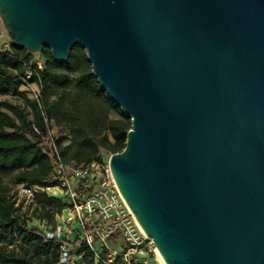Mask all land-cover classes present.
Here are the masks:
<instances>
[{"label": "water", "instance_id": "water-1", "mask_svg": "<svg viewBox=\"0 0 264 264\" xmlns=\"http://www.w3.org/2000/svg\"><path fill=\"white\" fill-rule=\"evenodd\" d=\"M9 43L84 49L131 120L113 180L164 264H264V0H0Z\"/></svg>", "mask_w": 264, "mask_h": 264}, {"label": "trees", "instance_id": "trees-1", "mask_svg": "<svg viewBox=\"0 0 264 264\" xmlns=\"http://www.w3.org/2000/svg\"><path fill=\"white\" fill-rule=\"evenodd\" d=\"M40 54L41 69L36 61L30 62L31 55L24 50L10 45L8 51H0V97L15 100L14 104L0 103V264H58L60 252L59 243L45 242L28 227L3 175H12L19 185L48 188L52 144L64 163L88 164L103 160L101 151L110 155L121 152L131 128L130 118L100 89L82 47L75 46L63 62L54 61L47 48ZM23 82L39 87L37 100L23 89ZM111 112L117 116L111 118ZM50 122H64L66 133L50 137ZM35 201L43 208L37 219L48 224L65 208L61 200L46 192H39ZM77 253H83L84 264H93L87 247L81 246Z\"/></svg>", "mask_w": 264, "mask_h": 264}, {"label": "built area", "instance_id": "built-area-1", "mask_svg": "<svg viewBox=\"0 0 264 264\" xmlns=\"http://www.w3.org/2000/svg\"><path fill=\"white\" fill-rule=\"evenodd\" d=\"M36 64L41 69V63ZM29 77L30 73H27L26 78ZM23 83V89L37 100L39 87ZM33 127L41 140L46 141L39 129ZM49 136L53 137L51 129ZM46 151L43 148V152ZM48 156L52 171L46 181L50 186L21 185L18 196L25 203H33L39 192H46L65 204L62 212L55 216L53 224L38 220L39 229L35 230L45 242L60 244L58 264H84L83 253H77L81 246L87 247L93 264H147L140 256L150 251L156 252V249L140 230L120 194L108 160L83 165L64 163L54 144L48 150ZM55 190L59 192V197L50 194ZM113 238H116L115 242Z\"/></svg>", "mask_w": 264, "mask_h": 264}, {"label": "rangeland", "instance_id": "rangeland-1", "mask_svg": "<svg viewBox=\"0 0 264 264\" xmlns=\"http://www.w3.org/2000/svg\"><path fill=\"white\" fill-rule=\"evenodd\" d=\"M9 38H7L4 29H0V51H8L9 50ZM30 62L36 61L40 62L42 60V56L39 53L37 54H30ZM3 101H8L11 104L15 103V100L11 97H0V103ZM117 115L114 112L110 113V117L114 118ZM65 124L64 122L61 123V125H57L54 122H50V129L52 131V136L53 137H59L63 133H66ZM67 143V142H66ZM101 158L103 159L102 161L108 160L110 157V154H107V152L101 151L100 152ZM3 183H5L9 189L11 195L15 197L16 203L21 206L22 212L25 214L26 219H27V225L29 228L38 230L39 229V221L37 217H40L39 215L42 213L43 208L42 204L40 202L34 201L33 203H25L24 199L20 198L18 196V192L20 187H22L19 184L14 183L13 181V176L12 175H3L2 177ZM50 194H53L56 197H59V192L57 190L55 191H50ZM40 208V209H39ZM50 209V208H49ZM57 210L54 208V211ZM139 257V256H137ZM141 260H145L147 264H162L161 261L159 260L156 252L150 251L145 254V256H140Z\"/></svg>", "mask_w": 264, "mask_h": 264}, {"label": "bare ground", "instance_id": "bare-ground-1", "mask_svg": "<svg viewBox=\"0 0 264 264\" xmlns=\"http://www.w3.org/2000/svg\"><path fill=\"white\" fill-rule=\"evenodd\" d=\"M137 222V221H136ZM138 224V223H137ZM138 226H139V228H140V230L143 232V230H142V228L140 227V225L138 224ZM156 254H157V256H158V258H159V260L161 261V263L162 264H164V262H163V260H162V258L160 257V255H159V253L156 251Z\"/></svg>", "mask_w": 264, "mask_h": 264}]
</instances>
